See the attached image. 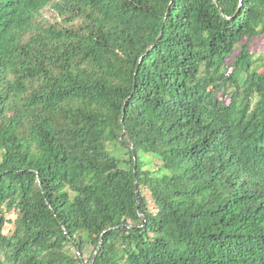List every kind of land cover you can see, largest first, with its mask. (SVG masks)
<instances>
[{
  "label": "trees",
  "instance_id": "16d2710c",
  "mask_svg": "<svg viewBox=\"0 0 264 264\" xmlns=\"http://www.w3.org/2000/svg\"><path fill=\"white\" fill-rule=\"evenodd\" d=\"M263 34L264 0H0V264H264Z\"/></svg>",
  "mask_w": 264,
  "mask_h": 264
},
{
  "label": "rangeland",
  "instance_id": "374dc122",
  "mask_svg": "<svg viewBox=\"0 0 264 264\" xmlns=\"http://www.w3.org/2000/svg\"><path fill=\"white\" fill-rule=\"evenodd\" d=\"M51 10L48 9L45 12V15L50 19L51 17ZM252 50L259 52V53H264V34L259 36L258 38H256L253 43H252ZM110 148L113 150V152L119 156L122 159H128L129 158V154L128 151L126 149H124L123 147H121L120 145L114 144L111 145ZM146 160H147V164H146V168H149L153 171H157L158 168L161 166V161H159L155 156L153 155H147L146 156ZM146 195L149 196V192L146 190L145 191ZM149 198H151V196H149ZM10 227V226H9ZM93 246H87L84 250V259L85 261L89 260V257L92 255L93 253ZM72 252H76L75 248H72ZM95 254V253H94Z\"/></svg>",
  "mask_w": 264,
  "mask_h": 264
},
{
  "label": "water",
  "instance_id": "95a60500",
  "mask_svg": "<svg viewBox=\"0 0 264 264\" xmlns=\"http://www.w3.org/2000/svg\"><path fill=\"white\" fill-rule=\"evenodd\" d=\"M134 156H135V160L137 161V155H136V153L134 152ZM136 168V167H135ZM136 188H137V195L139 196V188H138V183L136 182ZM99 249H100V246H99V248H98V251H99ZM97 251V252H98ZM95 258H96V254L93 256V259H92V262H91V264L94 262V260H95Z\"/></svg>",
  "mask_w": 264,
  "mask_h": 264
}]
</instances>
